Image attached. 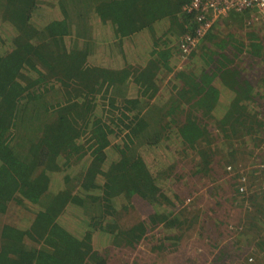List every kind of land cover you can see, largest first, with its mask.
<instances>
[{
  "label": "trees",
  "instance_id": "16d2710c",
  "mask_svg": "<svg viewBox=\"0 0 264 264\" xmlns=\"http://www.w3.org/2000/svg\"><path fill=\"white\" fill-rule=\"evenodd\" d=\"M187 1L0 0V20L11 29L0 48V215L11 203L34 208L25 224H0V264H108L94 233L110 245L135 247L159 224L179 227L180 213L190 210L182 204L171 216L181 202L172 180L182 176L168 143L196 156L195 180L223 173L218 145L250 142V152L258 147L264 161V32L243 25L247 12H230L175 71L168 42L194 28L182 11ZM85 15L91 30H78L81 38L73 41L69 21L86 24ZM229 21L233 27L222 34L221 23ZM134 40L149 41L142 65L89 63L99 55L121 61ZM162 74L171 75L164 99ZM113 117L121 126H111ZM154 149L165 159L156 171L144 158ZM237 178L221 186L224 198L232 202L226 195L234 192L233 199L249 202L246 215L264 222V189ZM135 197L153 212L121 228L118 200L126 209L123 203ZM68 213L81 234L61 224ZM167 242L160 239L154 249Z\"/></svg>",
  "mask_w": 264,
  "mask_h": 264
},
{
  "label": "rangeland",
  "instance_id": "374dc122",
  "mask_svg": "<svg viewBox=\"0 0 264 264\" xmlns=\"http://www.w3.org/2000/svg\"><path fill=\"white\" fill-rule=\"evenodd\" d=\"M248 18L249 16L246 20ZM82 20L86 24L79 22L80 26L74 21H69L73 30V41L77 42L81 38L78 35L79 32L77 33L78 30L83 34L86 33L85 30L87 28L90 29L88 15H85ZM246 20L243 19V25ZM229 23L230 26L228 25ZM221 24L223 30L219 31L222 34H225L234 25L232 21H229L226 26L223 23ZM255 26L260 30V34L264 32L263 24H256ZM10 34L11 29L9 26L0 20V48L2 50L9 44ZM101 35L105 39V33ZM1 39L4 40L3 43H1ZM69 40L70 38H68V43ZM96 40L99 41L98 39ZM178 40L179 37L175 36L168 42V45L173 48L170 62L175 71L183 68V63L187 59L182 58L177 50ZM148 42H140L139 46L137 45V40L130 43L125 50V58H120L121 61L116 57L109 58L106 55H99L93 62L89 63L102 64L103 66L114 68L120 67V64L123 66L125 63L142 65L145 59V51L150 50ZM245 62L247 63V59ZM170 76V74H162L158 81L161 88L160 97L163 96L161 99L166 98L168 91H170L168 88V81L171 80ZM124 91L126 92L122 88V93L119 94H123ZM104 95L105 92L99 97L103 98ZM119 99L121 100V97ZM153 102L155 103L156 101L153 99ZM119 104L117 103V106ZM111 126H114V128L121 126L118 118L113 117ZM35 127L38 135L39 127ZM246 143L247 148H243L238 144L233 146V148H229L227 145L221 147L218 145L217 148L219 150L215 156V161L217 159L221 160L219 168H221L223 173L219 179H216L211 174H200L202 177L199 180L192 178L198 162L196 161V156L190 153V150L185 151L186 147L179 146L175 142L168 143L169 146H167L166 151L168 154H175L178 161H180L177 172H181L182 176L179 180H172V186L181 197V202L175 205V210L171 216L174 217V215L182 211V204L189 205L190 210L184 212V216L180 213L179 222L182 224L179 227L170 228L164 227V224H159L147 232L145 237L135 247L110 245L105 235L94 233V246L104 253L108 264H200V262L211 264V260L219 253L220 255L223 254V257L222 259L219 257L217 264H264L263 220H254V218L246 215L244 208L248 206V201L239 200L237 196L233 199L234 192L231 191L226 195L232 200V202H229L224 198V193L221 191L223 190L221 186L226 187L229 182H234L238 179L237 174H244L247 177V183H253V187L257 184L264 189V167L258 166L259 163L263 164L264 161L257 154L258 147L254 148L253 153H251L250 148L253 146L250 142ZM144 158L152 171H156L159 168V164L163 165L165 162V159L160 158L158 149L147 152ZM190 168L194 170L191 172L192 169ZM53 185L55 186L56 183L53 182ZM118 203L117 223L121 228L130 226L136 221L145 220L153 212L151 205L137 197L133 198L130 204L123 203L128 205L126 209L122 208V201L118 200ZM69 211L73 213L71 209ZM70 213L61 217V224H64L74 234H81L82 228L77 224L76 216ZM33 215L34 208L11 203L7 211L0 215V224H25L26 220L29 221ZM210 230L213 231V234ZM216 231H220L221 234ZM207 233L211 234V236L208 235L206 237ZM170 234H175L179 237L175 241H169L166 236ZM160 239H166L168 241L166 246L168 247L157 252L154 246ZM226 245L227 248L230 247L228 250L231 251V254L234 253L232 256H229ZM259 245H262L260 249ZM205 255L206 260L204 259Z\"/></svg>",
  "mask_w": 264,
  "mask_h": 264
},
{
  "label": "built area",
  "instance_id": "2783aa9c",
  "mask_svg": "<svg viewBox=\"0 0 264 264\" xmlns=\"http://www.w3.org/2000/svg\"><path fill=\"white\" fill-rule=\"evenodd\" d=\"M182 11L192 16L191 24L194 26L191 32L178 40L177 47L182 58H187L213 26L230 12H247L248 27L264 25V0H188L182 6ZM258 166L264 167V163ZM239 181L247 182V177L241 174ZM240 190H244L243 185Z\"/></svg>",
  "mask_w": 264,
  "mask_h": 264
},
{
  "label": "clouds",
  "instance_id": "9594fccd",
  "mask_svg": "<svg viewBox=\"0 0 264 264\" xmlns=\"http://www.w3.org/2000/svg\"><path fill=\"white\" fill-rule=\"evenodd\" d=\"M247 17H248V16H247ZM247 17H246V18H247ZM245 20H246V19H245ZM247 20H248V19H247ZM247 20H246V21H247ZM246 21H245V26L248 27V26L246 25ZM177 48H178V47H177ZM177 50H178V49H177ZM178 52H179V50H178ZM179 54H180V52H179ZM180 56H181V54H180ZM187 58H188V57H187ZM240 175H241V174H239V178H240ZM246 183H247V182H246Z\"/></svg>",
  "mask_w": 264,
  "mask_h": 264
},
{
  "label": "crops",
  "instance_id": "0c3cea01",
  "mask_svg": "<svg viewBox=\"0 0 264 264\" xmlns=\"http://www.w3.org/2000/svg\"><path fill=\"white\" fill-rule=\"evenodd\" d=\"M222 106H224L225 104H223V102H222V104H221ZM218 115V114H217Z\"/></svg>",
  "mask_w": 264,
  "mask_h": 264
}]
</instances>
